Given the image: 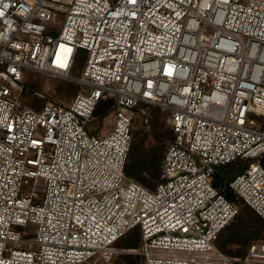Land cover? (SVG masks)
<instances>
[{
  "label": "built area",
  "instance_id": "1",
  "mask_svg": "<svg viewBox=\"0 0 264 264\" xmlns=\"http://www.w3.org/2000/svg\"><path fill=\"white\" fill-rule=\"evenodd\" d=\"M24 68L79 90L35 108ZM143 103L172 129L154 189L125 172ZM263 157L264 0H0V264L108 260L135 226L143 264H238L213 243L239 208L211 176L243 164L228 186L264 218ZM243 261L264 264V241Z\"/></svg>",
  "mask_w": 264,
  "mask_h": 264
},
{
  "label": "trees",
  "instance_id": "2",
  "mask_svg": "<svg viewBox=\"0 0 264 264\" xmlns=\"http://www.w3.org/2000/svg\"><path fill=\"white\" fill-rule=\"evenodd\" d=\"M82 57H84V52L77 55L75 62L81 61ZM154 107L149 114L150 116L148 115L147 121L150 129L145 131V135L150 133L157 138L159 118L164 110ZM134 123L131 131V144L125 162V172L145 187L154 189L162 168L165 145H156L155 149L150 147L147 155L141 157L140 153L143 151V143L145 142L144 136L141 137L140 131L134 129ZM260 163L264 167V157L260 160ZM243 169V164L235 162L219 165L211 176L212 184L221 187L224 195L239 208L237 214L219 230L213 239V243L217 248L235 260H241L245 256L253 241L264 240V218L228 186V182L241 173ZM121 238L124 248L138 250L141 243L140 228L138 226L131 228ZM139 260L140 256L138 254L124 253L117 257L115 264H139Z\"/></svg>",
  "mask_w": 264,
  "mask_h": 264
},
{
  "label": "rangeland",
  "instance_id": "3",
  "mask_svg": "<svg viewBox=\"0 0 264 264\" xmlns=\"http://www.w3.org/2000/svg\"><path fill=\"white\" fill-rule=\"evenodd\" d=\"M54 16H55L54 22L50 23V26H53L52 30L56 33L60 30L62 26L64 15L63 13H54ZM83 64H84V57H82L81 61L75 62L73 69L70 72V75L72 77H77L78 75H80ZM22 83L25 88L21 94V100L34 107H40L46 100H53L61 104L67 105L71 102L74 95L79 90V84L74 82L72 79L62 76L57 77L49 73H43L29 68H24L22 70ZM35 92L41 93L43 97L35 96ZM113 102H114L113 95H109L107 98L101 99L98 102L97 108L92 116L95 119L97 118V120L94 123H90L87 125V130L89 132L92 131L99 135H102L108 130L111 123L113 122V112L111 110V106ZM154 106L155 105L151 106V105L140 104L139 106L140 111L137 112L136 114L134 129L140 131L141 133L140 135H142L141 137L144 136V141H145L143 143V151H141L140 153L141 157L147 155L149 151L148 149L150 147L151 149H155L156 145H160V144H162L163 146L165 145L166 147V141L172 137V132H171L172 129L170 128V126L166 121L167 113H165V111L161 113V117L159 118L160 123L158 126L159 129L158 137L156 138L150 133L145 135L146 133L145 131H148L150 129V126L148 125V121H147L148 115L150 114L151 110L155 108ZM141 111H145L147 115L146 116L143 115ZM102 113H105V116L100 117ZM30 188L31 187L29 186L25 187V189L27 190ZM263 241L264 240H256L253 241L252 243L263 242ZM116 245L118 250L117 253L112 258L108 260L96 259L91 264H115L117 257L121 254L124 253L137 254L136 252L137 250H129L122 246V238L118 240ZM244 257L241 260H235V259L234 260L238 264H244L246 263L243 261ZM139 264H143L141 257L139 260ZM246 264H263V263L251 262Z\"/></svg>",
  "mask_w": 264,
  "mask_h": 264
}]
</instances>
